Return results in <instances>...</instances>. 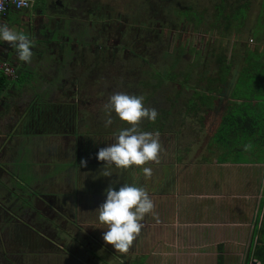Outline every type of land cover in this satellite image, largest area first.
Listing matches in <instances>:
<instances>
[{"label": "rangeland", "instance_id": "rangeland-1", "mask_svg": "<svg viewBox=\"0 0 264 264\" xmlns=\"http://www.w3.org/2000/svg\"><path fill=\"white\" fill-rule=\"evenodd\" d=\"M219 1L110 0L111 16L120 14L121 17L128 16L129 19L134 16L135 18L138 17L140 22L138 26L129 23L127 28L123 30L120 40L116 39L119 37L118 35L113 34V28L108 30L106 29L108 28L107 26L105 28L104 26L100 27L98 22H95L93 27H91L90 18L85 16V11H83L86 9L81 10L82 8H79L80 10L73 14L74 19L71 21L72 24H70L72 28L70 29L69 25L65 30L59 29V25L67 23V21H63L66 15L57 13L54 18L57 20L55 25H57L59 30L57 37L51 35L50 32L45 37L44 41L46 42L38 45L37 36L31 35L30 39L33 41L32 59L29 63L20 66L21 69L30 72L28 75L25 74L24 77H30L35 85L30 87L25 82H22L20 90L19 88H17L18 90H8L7 99L11 101V106L15 107L16 110L19 107L23 109L21 103L26 104L28 102L29 104L31 101L44 102L49 97L52 99V97H55L51 95L52 93L48 95L39 92L44 91L43 85L39 82L41 81L39 69L45 70L42 61L47 62L48 66L56 67V69L57 67L61 68L62 71L58 72V75L64 76L70 70L69 62L71 58L77 55L79 58L76 60L84 59L82 64L81 61H78V65H76L75 61L74 66L79 75V86H81L78 96L79 99H86L81 104V115L78 118L80 122L76 124L77 133L82 136L87 135L86 138H88V135L92 134V132H98L100 129L101 132L96 134L97 137H93V134L90 136L91 139H94L95 144L99 143L102 144V147H105L112 142L113 134L118 129L128 126L127 122L117 119L113 113V123L106 127L103 107L93 108L92 104L89 105L87 103V101H94L103 106L107 102L108 96L114 92H125L142 96L144 106L155 108L157 116L164 112L163 123H161L162 131H158L161 143L158 162L149 161L142 166H130L128 170L113 168L111 177H103L99 175L101 174V169L107 167V165H104L103 161H98L96 158L91 159L90 157L87 161L94 168L92 187L85 186L83 190V193L85 195L88 194L86 196L91 200L87 204L88 208L93 206L92 198L97 194V191L102 186L107 187L109 183L112 184V181L114 182L116 173H119L120 184L130 183L133 176L139 177V183L153 200L155 216L152 214L145 216L143 228L129 248L135 253L138 247L136 246L137 244L147 246L153 241L156 244V242L161 241L160 237L162 234L165 235L163 240L171 238V235L168 234L166 221L170 213L169 200H175V208L178 204V199H174L172 194H169L177 184L186 186L185 179L187 175L181 176L178 179V183L177 176L175 174L174 177L171 175L172 177L166 182L169 190L165 194L158 195L156 190L162 183L161 175L170 170L181 169L183 164L179 163L182 158L188 164L191 163V160L195 157L191 155L192 148H196V146L192 145L193 139L199 141L200 138L207 142V136L205 137L202 134L197 136L196 131H199L201 127L193 121V118H195L193 113L197 112L199 105L197 100L193 101L196 103L195 111L188 110L186 103L191 94L194 90L201 93L204 92L207 81L210 78L214 79L217 77L218 66L216 57L218 55L226 57L227 62L230 60L231 69L226 78L227 83H225L228 84V89L225 90L230 92L233 86V84L231 87L229 86L231 77L234 74L236 75V69L238 70V67L242 66L238 64V59H242V56H245L248 51H262L264 53V39H255V37H260L261 34H264L261 29L264 28V18L258 17L257 19L261 0H228V3L233 8L242 2H249L250 6L243 26L239 30L231 28L224 35L217 28H210L214 13L213 5ZM106 2L107 0L100 1L102 5ZM187 7L192 8L196 13L203 12L202 21L198 26H195L193 22H187L184 17L177 13ZM84 8L87 7L85 6ZM150 9H157L158 17L154 15L152 17L148 16L146 13ZM103 11L102 9V13ZM70 17L72 16L70 15ZM49 18L53 20L50 16ZM87 18L89 20H86ZM51 22L49 21V23ZM110 24V27H113V23L110 22ZM48 26L46 25L47 30H49ZM217 27H222V25L218 24ZM13 29L18 32H24L23 29L19 30L17 26H13ZM63 36L71 39V42H75L70 46L66 45L63 47L62 45L64 53L59 57L66 58L65 56H67L69 60L51 62L50 59H53L51 56L52 49L54 46L60 47L59 44H56L63 43ZM108 46L111 49L109 52L107 51ZM57 55L59 54L57 53ZM231 57L233 58V64ZM252 57L255 61H258L255 55ZM249 60L247 58L246 62L244 61L245 65L240 68V77L238 76L233 88L241 87L244 81L245 85L259 86L258 89L261 87L260 83L257 82V78L263 72L258 70L257 62L253 64ZM11 64L14 66L13 62ZM15 67L20 70L19 66ZM157 74L160 77H164L161 84H158ZM51 78L56 84L60 83L59 76L55 77L53 74ZM253 99L255 101L254 106L264 107V99H262L263 103L257 97ZM58 100L63 101L64 98L59 97ZM40 102L38 105L30 104L27 108V111L30 112L36 106L38 107V113L42 112L40 122L35 125V130L33 131L36 133L42 131L41 129L45 130L52 127L51 125L46 126L44 118L51 115L53 108L51 106L45 107L46 104ZM206 103L208 104V100H206ZM224 107H231V102L228 101ZM219 117V113L208 112L206 115L207 119L203 123V127H206L207 132H213ZM256 124L258 126L261 125L260 122H256ZM138 127L141 131L153 132L156 125L151 121L142 119ZM20 130L24 134L28 131L24 127ZM31 154L28 155L27 163ZM176 156L179 157L178 160ZM20 161H23V159L19 158L18 164L20 166L25 165L24 161L22 165ZM62 165L64 164H60L61 167ZM142 167L152 169L150 177L146 178L142 175L140 171ZM28 169L31 168L28 167ZM115 170L116 173H114ZM56 173L55 168L52 171V175ZM19 176L21 178V173ZM17 185L21 186L20 184ZM26 194H29L28 190ZM92 214L96 213L92 212ZM72 222V220L64 222L66 227L55 241L60 246V249H55L50 241H43V239L33 241L27 236L26 238H21L19 233H15V236L5 234V239H3L4 228H1L3 224L0 222V236H2L0 242L1 240L4 241L3 245L0 246V264H99L98 262L104 261L107 257L106 249L113 250L114 252L111 251V253L114 254H122L116 251L112 245L102 240L101 234L104 231V225L98 222L95 215L91 217L88 212L82 215L81 220L76 221L73 227L67 226L68 224L71 225ZM79 225L84 227L80 228ZM13 227L14 224L10 228ZM144 229L148 230L147 233H143ZM152 229L155 230L154 236L149 234ZM47 238L49 239V237ZM110 260L109 263L111 264L112 259Z\"/></svg>", "mask_w": 264, "mask_h": 264}, {"label": "crops", "instance_id": "crops-1", "mask_svg": "<svg viewBox=\"0 0 264 264\" xmlns=\"http://www.w3.org/2000/svg\"><path fill=\"white\" fill-rule=\"evenodd\" d=\"M62 14L66 15L63 21L67 23L65 25L61 23L59 29L65 30L72 24L74 17L73 13L63 12ZM51 24L52 22L47 26ZM54 26L57 25L54 24L52 27ZM69 28L71 29V25ZM58 31L57 28V32L53 31L52 35L57 37ZM63 37V41L61 40L63 44L69 46L75 43L68 37ZM54 49L55 46L52 49L51 62L69 60L67 56L59 57L60 55H57ZM249 54L251 51L242 56V59H238V64L244 66L247 58L253 64L257 62L258 70L263 72L257 78L261 87L258 89L259 86L245 85L244 81L241 87L233 88L238 76L240 77L242 66H239L238 70L236 69V75L231 77L229 86L231 87L232 84L233 86L230 92L225 90L228 89V84L216 85L220 89L223 88L220 92L214 93V97L206 92L207 100L211 99V101L208 105L198 103L197 112L193 113L195 117L193 121L201 127L199 131H196L197 136L201 134L207 136V142L200 138L199 141L193 139L192 145L196 148H192L191 155L195 157L191 163L188 164L182 158L179 163L183 164L181 169L170 170L161 175L162 183L156 190L158 195L165 194L169 190L166 182L172 176L174 177V174L177 176V183L181 176L187 175L186 186L177 184L169 194H172L174 199H178L175 208V200H169L170 213L166 221L171 238L163 240L165 235L162 234L161 241L156 244L155 241L147 246L137 244L139 249L136 248V253L129 249L127 253L114 254L111 253V251L114 252L113 250L106 249L107 257L104 261L98 262L99 264H110V259H112L111 264H264V107L254 106L253 99L257 97L263 103L264 53L262 51L252 53L258 61ZM75 61L78 65V61L71 58L70 70L64 76L58 75V72L62 71L61 68L56 69L42 61L45 70L39 69L41 77L39 82L43 85L44 91L39 92L48 95L52 93L51 95L55 97L46 98L44 102L31 101L29 105H38L40 102L45 103V107L51 106L53 111L49 118L58 115L59 107L74 106L75 112H80L81 104L86 99H79L78 96L80 86L79 75L74 69ZM231 62L233 64L232 57ZM22 74L28 75L30 72L21 68L17 70V77ZM53 74L55 77H60L59 84L52 81ZM11 82V84L14 83L13 80ZM23 82L30 87L35 85L30 77H24ZM14 89H17L16 85ZM59 97L64 100H58ZM228 101L231 102V107L226 108L224 106ZM87 103L92 104L93 108L102 107L100 103L94 101H87ZM25 108L24 110L23 106L22 111L15 110L16 119L11 125L14 130L10 138L0 146V163H4L5 167V169L2 167V170L9 175L10 182L16 189H23L25 193L28 190L32 193L36 199L35 205H39L48 214L62 215L66 220H72L75 223L88 212L91 217L95 215L96 218V214L92 212H95L94 209L103 202L105 198L103 190L106 187L102 186L97 191L92 198L93 206L88 208L87 204L91 200L86 196L88 194L83 193V190L85 186L92 187L94 168L89 162L85 166H80L81 159L88 160L79 153L87 149L86 155H89L91 159L96 158V152L102 144H95L90 135L97 137L96 134L101 132L100 129L98 132H92L88 138H86L87 135L82 136L76 131L78 138L73 137L74 145L71 143L66 146L65 137L59 133L44 130L32 132L34 127L25 134L17 130V127L21 129L24 126L21 117L27 113L28 107L25 106ZM228 111L233 114L228 120L232 123L233 130L231 133L222 130V135L227 140L220 143L221 138L216 132ZM208 112L219 113L220 116L211 133L203 127ZM235 115L238 117L235 118ZM79 117L77 114L74 118L75 130L76 124L80 122ZM246 117L252 120L258 117L256 122H260L261 125L258 126L255 122L253 124L257 127L246 128L243 122ZM163 119H160V123H163ZM158 131L162 130H157L155 127L153 132ZM30 153L32 154L27 163ZM19 158L23 159L25 165L18 164ZM176 159L178 160L179 157L176 156ZM23 161H20L21 165ZM60 164L64 165L61 167ZM55 168L57 173L52 175ZM115 175L112 185L118 187L119 173ZM82 226L79 225L80 228L84 227ZM147 231L144 229L143 233ZM154 232L155 230L152 229L149 234L154 236Z\"/></svg>", "mask_w": 264, "mask_h": 264}, {"label": "flooded vegetation", "instance_id": "flooded-vegetation-1", "mask_svg": "<svg viewBox=\"0 0 264 264\" xmlns=\"http://www.w3.org/2000/svg\"><path fill=\"white\" fill-rule=\"evenodd\" d=\"M29 5L28 8L23 10H10L8 12L12 15L10 18H4L1 23L9 25L11 28L13 26H17L19 30H25L26 35L30 38L31 35L37 36L38 45L45 42V37L48 33L53 31L57 32V26H53V24H57V20H55V16L57 13H73L80 10L79 8L86 9L85 16L90 18L89 23L90 26L93 27L95 22H98L100 27L107 26L108 30L113 28V34L118 35L119 37L116 39H121L123 35V30L127 28L128 24H134L135 26L139 25L138 17L131 16V19L128 16L121 17L120 14L111 16V2L107 0L106 3L103 5L100 3L101 0H28ZM89 1V2H88ZM90 3V4H89ZM87 8H84V7ZM137 7V4H136ZM102 9L104 10L102 13ZM136 10V9H135ZM137 12V11H135ZM148 16L152 17L153 15L158 17V10H151L146 13ZM53 18L51 20L49 18ZM52 21V24L49 25V30H47V22ZM113 23V27H110ZM72 28V27H71ZM78 28V27H77ZM93 29V28H92ZM44 30V31H43ZM110 35V33H109ZM109 37V36H108ZM60 45V47H55L54 51L57 52L60 56L62 55L64 49L62 48L66 46L63 43H57L56 45ZM72 44H69V46ZM34 48V47H33ZM110 46L107 47V51H111L109 49ZM32 50V47H31ZM117 53V51H116ZM111 55V53H109ZM79 56L75 55L72 57L73 60H76ZM0 59L7 60L10 64L13 62L14 68L17 69L15 66H23L24 62H21L17 59L16 51L13 49L7 42H0ZM82 61L83 60H77ZM13 66V65H12ZM26 66V65H25ZM17 79V78H15ZM15 79L13 81H15ZM12 83V82H11ZM9 84L5 89L0 91V146L2 143L6 142L8 138H10L12 131V123L14 119H16V109L12 107L11 101L7 99L8 90H14L15 85ZM81 87V86H80ZM19 90L21 86H18ZM6 93V94H3ZM30 103V102H29ZM24 106V110L26 109L25 106L28 107V102L26 104H22ZM20 105V106H21ZM34 109H31L30 112L21 117L22 123L24 124L23 127L26 129L35 128V125L40 122L41 113H38V107L34 106ZM74 106H65L59 107L57 112V116L55 117H45L46 126L51 125L50 129H45L44 131H50L54 133H59L61 136L65 137L66 146L73 143V137L75 136L76 139L78 138L76 135L74 118L75 116H80V112H75ZM19 111L22 109L19 107ZM24 114V112H22ZM25 120V121H24ZM17 130L21 131L18 127ZM35 130V129H34ZM37 130V129H36ZM43 130V129H41ZM16 131V130H15ZM33 132V131H32ZM1 149V147H0ZM87 149L85 151H81L79 153L80 156L87 157V160L90 159L89 155H86ZM77 153V152H76ZM4 167V163H0V222L3 224L1 228L3 229V239H5V234H11L15 236V233H19V237L26 238V236L33 241L41 240L43 241H50L51 244L55 247V249H60V246L56 244L57 237L65 229L64 222L66 220L64 216L54 214V213H47L46 210L40 208L39 205H35V197L32 193L26 194L23 189H16L10 182L9 175L2 170ZM5 169V167H4ZM14 224L13 228H10L11 225ZM75 222H72L71 225L68 224L67 226L73 227ZM9 232V233H8ZM14 232V233H13ZM2 236H0L1 239ZM49 237V239L47 238ZM4 243L3 240L0 242V246Z\"/></svg>", "mask_w": 264, "mask_h": 264}, {"label": "clouds", "instance_id": "clouds-1", "mask_svg": "<svg viewBox=\"0 0 264 264\" xmlns=\"http://www.w3.org/2000/svg\"><path fill=\"white\" fill-rule=\"evenodd\" d=\"M0 42H7L15 49L19 61H31L33 41L24 32L0 23ZM102 107L106 127L113 123V113L117 119L127 122L128 126L118 129L113 134L112 142L97 150L96 159L107 165L101 169L99 176L111 177L113 168L128 170L130 166H142L149 161L158 162L161 151L159 132L141 131L138 127L142 119L151 122L156 120L155 108L145 107L142 96L125 92L112 93ZM86 163V160H80V166ZM140 171L146 178L152 174L149 167H142ZM103 191L105 198L94 209L98 222L104 225L101 238L116 251L127 253L143 228L145 216H155L154 202L137 176H133L130 183H122L118 187L109 183Z\"/></svg>", "mask_w": 264, "mask_h": 264}, {"label": "trees", "instance_id": "trees-1", "mask_svg": "<svg viewBox=\"0 0 264 264\" xmlns=\"http://www.w3.org/2000/svg\"><path fill=\"white\" fill-rule=\"evenodd\" d=\"M260 6H259V10H258V17H263L264 18V0L260 1ZM249 2H242L241 4L237 5L235 8H233L229 3L228 0H220L218 3H215L213 5V9H214V13L212 16V22L210 25V28H217L220 33L222 35L226 34L229 32V30L231 28H235L236 30H239V28L241 26H243L244 24V20L246 19V14L248 12L249 9ZM180 16L184 17V19L187 22H193V24L195 26H198L201 21H202V15L203 12L201 11L200 13H196L192 8L187 7L186 9H183L182 11L177 12ZM12 14L9 13L7 14L6 18H10ZM218 24L222 25V27H217ZM262 29V33H264V28ZM264 35V34H263ZM261 34V36H263ZM255 37V39H264L263 37ZM251 52V56H252ZM230 62V60H228ZM216 62H217V77L216 78H210L207 81V85L205 87V91L204 92H197V91H193V93L191 94V97L188 99L187 101V106H188V110H192V112L195 111V107H196V103L193 101H196L199 104L202 105H208L206 103L207 97H206V92H208L209 94L213 95L214 97V93H218L221 91V89L223 87H216V85L218 84H222L225 85L226 83V78L227 75L231 69L230 63L227 62L226 57L224 56H217L216 57ZM24 75L22 74V76H18L17 79L14 81L13 85H17L20 86V84H22V82L24 81ZM159 74H157V80H158V84L162 83V80L164 79V77H160L158 76ZM187 79V78H186ZM12 80L7 78L2 72H0V91H2L3 89H5L11 82ZM183 86V85H182ZM211 101L208 100V103ZM233 116L231 111H228V114L225 115L223 121L220 124L219 129L217 130L216 134L219 136L220 139V143L223 142V140H227L226 138H224V135H222V130H226L228 133H231L233 128L231 127V122L228 121L229 118ZM238 116L235 115V118H237ZM164 115L162 114L161 116H157L156 120L154 122H152L153 124L156 125V129L157 130H161V123H160V119H163ZM245 122V127L246 128H250L253 129V127H257L255 126L253 123L256 122V119L252 120L249 119V117H246L244 119Z\"/></svg>", "mask_w": 264, "mask_h": 264}, {"label": "built area", "instance_id": "built-area-1", "mask_svg": "<svg viewBox=\"0 0 264 264\" xmlns=\"http://www.w3.org/2000/svg\"><path fill=\"white\" fill-rule=\"evenodd\" d=\"M23 4H26V6H23ZM28 5V0H0V23L10 10H23L28 8ZM0 72L11 80L17 78L14 66H12L7 60L0 59Z\"/></svg>", "mask_w": 264, "mask_h": 264}]
</instances>
